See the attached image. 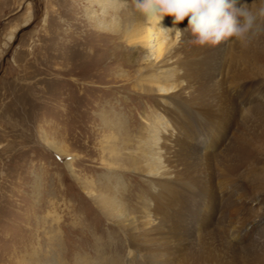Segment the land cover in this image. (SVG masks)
I'll list each match as a JSON object with an SVG mask.
<instances>
[{
    "label": "rangeland",
    "instance_id": "374dc122",
    "mask_svg": "<svg viewBox=\"0 0 264 264\" xmlns=\"http://www.w3.org/2000/svg\"><path fill=\"white\" fill-rule=\"evenodd\" d=\"M251 135L264 31L202 47L132 0H0V264H264V201L247 200L264 150L238 159L243 180L213 167Z\"/></svg>",
    "mask_w": 264,
    "mask_h": 264
},
{
    "label": "clouds",
    "instance_id": "9594fccd",
    "mask_svg": "<svg viewBox=\"0 0 264 264\" xmlns=\"http://www.w3.org/2000/svg\"><path fill=\"white\" fill-rule=\"evenodd\" d=\"M132 4L146 21L170 32L190 33L197 46H246L253 36L264 31V8L253 11L249 0H132ZM166 16L173 18L172 27L163 26ZM186 18L185 29L176 27Z\"/></svg>",
    "mask_w": 264,
    "mask_h": 264
},
{
    "label": "bare ground",
    "instance_id": "6f19581e",
    "mask_svg": "<svg viewBox=\"0 0 264 264\" xmlns=\"http://www.w3.org/2000/svg\"><path fill=\"white\" fill-rule=\"evenodd\" d=\"M148 32H150V30H148ZM148 35H149V33H148ZM146 40H148L149 39V36L148 37H146L145 38ZM151 40H152V37H151ZM161 50H162V47L161 46H159V48H158V51H159V53L161 52ZM253 136L254 135H251V136H245V137H243V138H241V140H240V145L237 147V149H236V151H232V153H228V155H227V157H224V159H225V161H229L230 160V162L234 165V168H232L233 166H229V164H228V167H229V169H227L226 167H223L222 166V164L221 163H217V162H215L214 164L215 165H213V167L214 168H218L217 169V171H218V174H221L223 177H224V183L225 184H229L228 183V179H233V180H240V179H242L243 180V178H241V176H239L238 175V173H237V169L235 168V165L237 164V162H239L238 161V159H240V158H244V157H252L251 156V154H252V151H254L256 148L258 149V150H264V141H260L259 139H258V137L257 136H254V139H255V143L253 144L250 140L253 138ZM51 146V148H52V150L53 151H55V152H57V153H60V154H62L63 152L61 151V150H59V149H57V148H55V147H53V145H50ZM232 150V149H231ZM208 154V153H207ZM205 157V155H204V153H202L201 152V155H200V157ZM202 157V159H204ZM223 159V158H222ZM219 160H221V159H219ZM225 163V162H224ZM227 165V164H226ZM209 166V165H208ZM211 169H213V168H211ZM210 169V170H211ZM210 170H208V171H210ZM214 170V169H213ZM212 170V171H213ZM209 173V175L211 174L210 172H208ZM260 174H256V173H254V174H252V175H250V174H248L247 176H246V178L244 179V181L247 179V181H249L250 179L249 178H253V179H255V178H257V179H261L260 177ZM262 177L264 178V176H263V173H262ZM262 178V179H263ZM224 183H223V185H224ZM235 183H237V181L235 182ZM264 184V183H263ZM229 192V191H228ZM236 195H237V192H236ZM220 198V197H219ZM247 200L250 202V204H249V206L250 205H252V206H256L257 204H259L260 202H258V201H260L261 200V202H263L264 201V191H261V192H259V193H254L252 196H250L249 198H247ZM246 205V204H245ZM264 205V204H263ZM245 207V206H244ZM260 209H262V210H264V206H262ZM264 218V215H261V217H258V218H256L255 220H258V219H263ZM204 222V221H203ZM217 224V223H216ZM206 225V224H205ZM236 225V224H235ZM242 226V225H241ZM244 226V225H243ZM197 229H198V227H196ZM216 228V227H215ZM230 228H232V227H230ZM229 228V229H230ZM243 228V227H242ZM224 230V229H223ZM241 230V229H240ZM213 231V230H212ZM239 231V230H238ZM225 232V231H224ZM231 236V235H230ZM222 237V236H221ZM251 241V240H250ZM253 241V240H252ZM259 243V245L260 246H257V247H254V249L253 250H257V248L258 247H260V248H262V252L264 253V228H262L257 234H256V238H255V240H254V243ZM252 246H254V245H252ZM252 246H249V247H247L246 248V250H247V253H248V251L249 250H251V248H252ZM208 249V250H207ZM207 249H206V251H205V255L206 256H204V259H205V261H212L213 259H217V258H221V257H219V255H220V253H219V251H218V249H217V247H214V246H211V247H207ZM217 249V250H216ZM264 256V255H263ZM220 260V259H219ZM261 260V259H260ZM262 261V260H261Z\"/></svg>",
    "mask_w": 264,
    "mask_h": 264
}]
</instances>
